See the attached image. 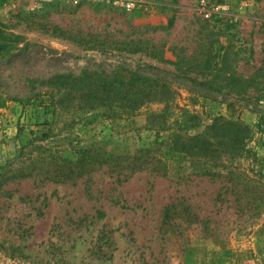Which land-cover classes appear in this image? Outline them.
Listing matches in <instances>:
<instances>
[{
	"label": "rangeland",
	"instance_id": "1",
	"mask_svg": "<svg viewBox=\"0 0 264 264\" xmlns=\"http://www.w3.org/2000/svg\"><path fill=\"white\" fill-rule=\"evenodd\" d=\"M35 1L0 0V264H264V134L249 154L211 130L222 115L259 125L264 0ZM117 66L165 77L173 95L94 121L51 106L49 76ZM194 135L211 152L173 148ZM89 145L142 164L123 181L106 164L46 174Z\"/></svg>",
	"mask_w": 264,
	"mask_h": 264
},
{
	"label": "trees",
	"instance_id": "2",
	"mask_svg": "<svg viewBox=\"0 0 264 264\" xmlns=\"http://www.w3.org/2000/svg\"><path fill=\"white\" fill-rule=\"evenodd\" d=\"M4 47L6 46L0 44V48ZM46 82L52 89L50 93L51 106L56 109L83 110L82 112L90 114V121L105 114L109 116L130 114L147 102L167 101L174 91L165 77H150L148 74L125 66H117L111 71L84 68L77 74H54L49 76ZM1 106L6 105L4 98L0 95ZM148 119L151 127H154L157 132L165 129L162 125L166 124V114H150ZM211 126L214 133L212 137L218 138L217 141L222 145V148L225 147L227 138L232 149L242 148L250 154L251 150L245 149L244 146L246 140L259 141L260 137L257 136V132L264 134V111L259 116L257 129L244 123L241 118H232L226 115L216 116ZM176 134L177 131L174 130L171 138L174 139ZM200 137L191 136L188 141L173 144V148L189 150L190 145H194L198 148L200 156L207 155V152H211L210 146L213 142ZM203 151L205 153H202ZM102 152L96 145L80 147L77 150L76 159H64V165L48 167L46 174L54 181L63 182L92 171L96 168L93 167L94 164H99L100 167L106 164L110 171L117 174V179L123 181L127 178L128 173H132L137 166L142 164L141 162L132 163L133 161L124 164L125 161L122 160H126L128 155ZM212 157L215 158V156L208 158ZM131 164L135 167H131ZM20 175L23 176V172ZM259 204L261 205L263 202ZM171 215V205H168L164 211L162 224L171 222Z\"/></svg>",
	"mask_w": 264,
	"mask_h": 264
},
{
	"label": "built area",
	"instance_id": "3",
	"mask_svg": "<svg viewBox=\"0 0 264 264\" xmlns=\"http://www.w3.org/2000/svg\"><path fill=\"white\" fill-rule=\"evenodd\" d=\"M43 3H51V4L64 3L73 6L79 3H97L114 9L137 11V10L147 9L148 7L151 6L152 1L151 0H36L34 3H32V6L39 7ZM219 8H220V4L216 7V9L218 10ZM203 12L205 13V16L207 18L210 17L211 14L210 11L204 9Z\"/></svg>",
	"mask_w": 264,
	"mask_h": 264
},
{
	"label": "crops",
	"instance_id": "4",
	"mask_svg": "<svg viewBox=\"0 0 264 264\" xmlns=\"http://www.w3.org/2000/svg\"><path fill=\"white\" fill-rule=\"evenodd\" d=\"M5 107H6V106H4V107H3V106H1V107H0V109H2V110H3V108H5Z\"/></svg>",
	"mask_w": 264,
	"mask_h": 264
}]
</instances>
